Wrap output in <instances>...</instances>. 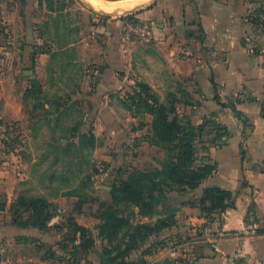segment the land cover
<instances>
[{
	"label": "crops",
	"instance_id": "crops-1",
	"mask_svg": "<svg viewBox=\"0 0 264 264\" xmlns=\"http://www.w3.org/2000/svg\"><path fill=\"white\" fill-rule=\"evenodd\" d=\"M83 1L92 12L108 18L102 24L94 20L96 25H91L92 36L90 33L83 34L70 45L76 48L81 61L94 66L91 76L86 75L93 81H86L81 86V91L88 93L87 96L80 95L76 100H81L80 105L88 108L84 123L94 125L93 133L97 141H102L106 135L116 134L109 128L110 124L132 120L137 126L142 122L140 117H132L123 105L126 94L132 93L137 83L149 85L153 92L158 93L160 98L161 95L166 97V100L174 95L178 100L179 115L189 117L194 125L214 120L223 129L220 132L218 128L212 129L198 145L203 147V150H198L199 157H208L207 163L217 165L214 174L194 191L184 194L171 192L168 196L180 200L175 217L176 224L181 223L179 232L194 237L186 238L175 246L169 239L170 243L166 246L157 251L153 249L155 252L145 256L147 264H264V234L257 233L258 229H264V36L255 33L246 2ZM114 4L115 7L112 6ZM0 13L2 23L9 29L13 27L16 13L7 6ZM128 14H133L129 16L141 24H148L153 30L151 41L126 37L124 20L114 18ZM22 20L17 36L21 45L32 35ZM38 40L45 41V36H40ZM28 44L17 52L6 53L12 60L10 76L26 77L20 98L13 94L16 91L15 81L11 77L5 78L8 73L0 75V111L27 123L29 107L24 97L32 81H38L42 91L46 90V83L41 79L45 76L47 80L46 68L51 56L46 51L33 55L32 43ZM28 64H32L30 71L25 69ZM48 106L45 105L46 108ZM145 120L147 125L132 130V137L144 138L149 133L152 117L147 116ZM218 134L223 136H219L216 145L211 144ZM139 144L142 145L140 149L153 153V157L160 162L163 160L159 148L144 140L138 141ZM108 146L109 143L98 142L94 152L101 172L105 166V169L108 166L114 168L116 159L125 161L128 158ZM8 157L9 160L0 165V194L11 200V193L18 186L13 180L22 171L24 174H19L21 178L27 177L24 170L28 165L18 161L17 156ZM132 161L139 160L133 157ZM20 167L24 170L21 171ZM210 187L233 193L236 207L208 218L198 206H192L191 203ZM253 203L255 209L250 212ZM7 211V208L0 211L2 247L12 243L14 232L23 237H29L33 231L38 232L32 227L14 226ZM173 234L169 232L166 236ZM155 242L150 241L140 251L133 252L130 260H138L143 251ZM173 247H176L174 251L179 256L177 262L170 257ZM1 263L5 264V259Z\"/></svg>",
	"mask_w": 264,
	"mask_h": 264
},
{
	"label": "rangeland",
	"instance_id": "rangeland-1",
	"mask_svg": "<svg viewBox=\"0 0 264 264\" xmlns=\"http://www.w3.org/2000/svg\"><path fill=\"white\" fill-rule=\"evenodd\" d=\"M242 1L248 5L249 20L253 24L255 33L264 36V0ZM6 6L16 13L17 20L14 21L12 29H9L0 18V75L8 73L5 78L10 79L9 69L12 66V60L6 53L7 51L17 52L21 50V47L27 46V43H32L33 55L46 51L51 53V56L50 64L46 68L47 80L44 79L45 76L41 79L46 83V90L39 96L37 105L32 103L30 93L27 92L24 97L29 107V122L12 119L10 116L3 115L2 110L0 111V165L8 161L10 155L17 156L18 161L22 160L28 165L26 170L20 167L21 171L22 169L27 171L28 176L21 178L19 174H24L22 171L13 180V183H18V186L11 193V200L4 197V194H0V203H6L7 216L11 217L13 223L11 206L20 195L42 197L52 204L50 213L53 217L50 227L45 231H33L29 237H23L14 232L12 243H6L3 247V243H0V264L3 259H5V264H100V255L105 247V243L98 237L97 230L102 205L112 204L113 187L125 180L131 172L152 170L160 164V160L157 157L154 158L153 153L140 149L142 145H137L138 141L143 142L145 139L132 137L131 132L143 127L140 126L141 122L134 126L132 120L129 123L108 125L116 134L106 135L102 141L101 139L97 141V146L98 142L104 145L109 143V149L118 150L127 155L128 158L125 161L121 158L116 159L114 168L108 166L105 169V166L104 171L101 172L98 159L94 157L96 149L90 155L88 149L82 153L75 146L67 148L72 143L74 145L78 143L75 136L94 130L91 122L84 123L88 108L80 105L81 100H76L80 95L87 96L88 93L81 91V86L86 81L87 83L93 81L86 75L91 76L94 66L89 62L81 61L76 48L70 45L83 34L90 33L92 36L93 26L91 25L102 24V21L108 18L92 12L84 5L83 0H0V12L4 11ZM112 6L115 7V4ZM133 14L114 19L124 20L126 26L131 21L128 19L129 15ZM20 19H23L25 27H29L30 35H34V37L29 36L23 45L17 37L21 28ZM94 20L97 22L94 23ZM123 31L126 34L125 27ZM40 36H45V41L38 40ZM31 68L32 64L25 67L29 71ZM11 78L15 81L16 91H13V94L20 98L21 92L25 89L24 79L26 77L19 75ZM9 82L6 81V83ZM161 99L166 101V97L163 98L162 95ZM46 104L49 105L48 108L45 107ZM125 110L134 117L126 108ZM27 135H29L28 138ZM197 149L201 151L203 147L199 146ZM159 150L165 157V153ZM133 157L139 160L135 162L136 164L134 160L132 161ZM94 169L99 171L97 175H93ZM89 175H93L91 181H88ZM97 181L99 183H96ZM82 183L89 184L82 188ZM76 187L82 196L80 199L71 200L66 193ZM168 196L169 194L161 209L175 218L180 200L168 198ZM19 214L22 218L25 217L24 212L20 211ZM70 218L90 229L95 238V247L87 254H79L77 262H75V257H71V246L75 235L68 226ZM144 221L149 222V220ZM180 224L175 222L170 228L150 237L147 243L156 241L155 245L166 246L171 239L175 246L186 238L194 237L179 232L181 231ZM169 232L174 234L167 237L166 233ZM23 238L28 241H21ZM63 245H68L69 248L64 249ZM172 250H176V247ZM170 257L177 262L178 259L171 255ZM139 258L141 256L137 259Z\"/></svg>",
	"mask_w": 264,
	"mask_h": 264
},
{
	"label": "trees",
	"instance_id": "trees-1",
	"mask_svg": "<svg viewBox=\"0 0 264 264\" xmlns=\"http://www.w3.org/2000/svg\"><path fill=\"white\" fill-rule=\"evenodd\" d=\"M128 19L135 20L133 16ZM28 93L32 96V103L37 105L39 96L43 94L40 83L32 81ZM177 103L174 95L161 101L145 83H137L135 90L126 94L123 105L134 117L142 119L141 127L147 125L146 116L152 117L149 133L144 139L151 146L161 149L165 157L159 167L149 171L131 172L125 180L113 187L112 204L102 205L97 230L105 247L100 255V264H147L145 256L150 255L153 249L163 247L162 245H152L136 261H131L130 257L133 252L140 251L150 237L175 224L173 215H168L161 209L167 195L171 192L184 194L194 191L216 171L217 165L207 163L208 157L200 158L197 148L202 143V138L212 129L218 128V132L223 129L214 120H205L201 125H194L189 117L179 115ZM219 136L223 135L218 134L210 143L216 145ZM75 138L78 143H72L67 148L75 146L82 153L90 150L91 155L97 147L93 130ZM93 173L97 175L99 171L94 169ZM93 175H89L88 181H91ZM82 184L84 188L89 183ZM66 196L80 199L82 193L76 187L66 193ZM191 205L198 206L210 218L212 214L222 215L227 210L234 209L236 198L229 191L210 187ZM51 206L45 198L20 195L11 206L13 224L20 228L32 227L45 231L50 227L53 217L50 213ZM254 209L255 203L251 205L250 212ZM5 210L6 203H0V211ZM20 211L24 212V218L19 214ZM68 226L75 235L71 257H75L77 262L79 254H87L95 247V238L90 229L79 225L73 218L68 219ZM257 233L264 234V229H258ZM63 247L69 248L68 245Z\"/></svg>",
	"mask_w": 264,
	"mask_h": 264
},
{
	"label": "built area",
	"instance_id": "built-area-1",
	"mask_svg": "<svg viewBox=\"0 0 264 264\" xmlns=\"http://www.w3.org/2000/svg\"><path fill=\"white\" fill-rule=\"evenodd\" d=\"M126 37H134L137 40L151 41L153 39V30L148 26V24H141L140 22L134 20L130 21L125 26ZM171 256L175 259L179 258L175 251L171 252Z\"/></svg>",
	"mask_w": 264,
	"mask_h": 264
},
{
	"label": "bare ground",
	"instance_id": "bare-ground-1",
	"mask_svg": "<svg viewBox=\"0 0 264 264\" xmlns=\"http://www.w3.org/2000/svg\"><path fill=\"white\" fill-rule=\"evenodd\" d=\"M90 1V0H89Z\"/></svg>",
	"mask_w": 264,
	"mask_h": 264
}]
</instances>
